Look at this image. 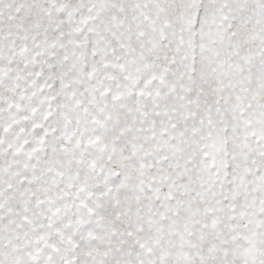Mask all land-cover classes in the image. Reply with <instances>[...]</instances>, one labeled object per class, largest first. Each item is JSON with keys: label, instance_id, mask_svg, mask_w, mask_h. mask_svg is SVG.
<instances>
[{"label": "snow or ice", "instance_id": "snow-or-ice-1", "mask_svg": "<svg viewBox=\"0 0 264 264\" xmlns=\"http://www.w3.org/2000/svg\"><path fill=\"white\" fill-rule=\"evenodd\" d=\"M0 264H264V0H0Z\"/></svg>", "mask_w": 264, "mask_h": 264}]
</instances>
